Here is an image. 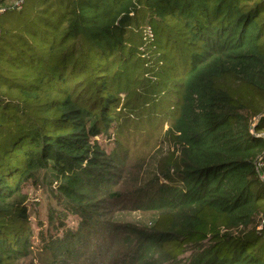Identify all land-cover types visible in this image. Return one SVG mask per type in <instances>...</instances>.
I'll return each mask as SVG.
<instances>
[{"label":"trees","instance_id":"trees-1","mask_svg":"<svg viewBox=\"0 0 264 264\" xmlns=\"http://www.w3.org/2000/svg\"><path fill=\"white\" fill-rule=\"evenodd\" d=\"M0 26V264H264V0H25ZM43 184L74 220L38 245Z\"/></svg>","mask_w":264,"mask_h":264},{"label":"rangeland","instance_id":"rangeland-1","mask_svg":"<svg viewBox=\"0 0 264 264\" xmlns=\"http://www.w3.org/2000/svg\"><path fill=\"white\" fill-rule=\"evenodd\" d=\"M5 1V0H0ZM29 207L31 210V218H32V227L36 232L37 237L35 238L36 243L40 245V238L38 231L41 229L40 226L44 227L45 233H52V223L50 220L54 218L55 220L65 221L66 224H72L74 217L72 215H66L62 210H60V206L57 205L54 197L50 194L49 189L43 185L31 186L29 188ZM133 203V201H131ZM119 219L128 220L133 223H140L142 217L139 216L138 213L134 212H121L119 213ZM54 220V221H55ZM39 221L41 224H39ZM262 227V226H260ZM28 259L26 262H28Z\"/></svg>","mask_w":264,"mask_h":264},{"label":"built area","instance_id":"built-area-1","mask_svg":"<svg viewBox=\"0 0 264 264\" xmlns=\"http://www.w3.org/2000/svg\"><path fill=\"white\" fill-rule=\"evenodd\" d=\"M25 0H5V1H0V16L3 15L6 11L12 10V9H17L20 10L22 9L24 5ZM2 33V28L0 26V35Z\"/></svg>","mask_w":264,"mask_h":264}]
</instances>
